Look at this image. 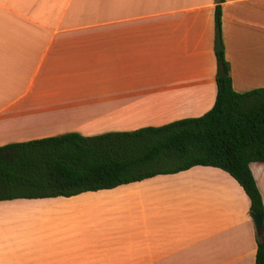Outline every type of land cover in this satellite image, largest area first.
Returning <instances> with one entry per match:
<instances>
[{
    "label": "crops",
    "instance_id": "1",
    "mask_svg": "<svg viewBox=\"0 0 264 264\" xmlns=\"http://www.w3.org/2000/svg\"><path fill=\"white\" fill-rule=\"evenodd\" d=\"M215 6L0 0V147L204 115L216 97ZM221 9L233 90L263 89L264 0ZM250 171L264 207V163ZM249 215L238 183L203 166L67 198L0 201V264H255Z\"/></svg>",
    "mask_w": 264,
    "mask_h": 264
},
{
    "label": "trees",
    "instance_id": "2",
    "mask_svg": "<svg viewBox=\"0 0 264 264\" xmlns=\"http://www.w3.org/2000/svg\"><path fill=\"white\" fill-rule=\"evenodd\" d=\"M216 0L214 24L221 28ZM213 107L198 118L157 128L83 137L69 133L0 147V201L72 197L175 174L196 166L230 175L249 200V214L264 215L250 164L264 163V88L237 93L224 50L214 51ZM255 264H264V236L256 235Z\"/></svg>",
    "mask_w": 264,
    "mask_h": 264
},
{
    "label": "water",
    "instance_id": "3",
    "mask_svg": "<svg viewBox=\"0 0 264 264\" xmlns=\"http://www.w3.org/2000/svg\"><path fill=\"white\" fill-rule=\"evenodd\" d=\"M214 50L215 51L222 50V44H221V41H220V35H219L218 31L216 33ZM224 75H225L224 67H223V65H220L219 69L217 71L216 77H220V76H224ZM249 218L251 219V221L253 223L256 235L257 236H261L262 233H263V229H264V215H261V214H250Z\"/></svg>",
    "mask_w": 264,
    "mask_h": 264
},
{
    "label": "rangeland",
    "instance_id": "4",
    "mask_svg": "<svg viewBox=\"0 0 264 264\" xmlns=\"http://www.w3.org/2000/svg\"><path fill=\"white\" fill-rule=\"evenodd\" d=\"M80 201H81V202H84V203H86V204H87V203H95V204H96V203L100 202L99 200L96 201V199L93 200V199H90V198L81 199ZM263 236H264V235H263Z\"/></svg>",
    "mask_w": 264,
    "mask_h": 264
}]
</instances>
